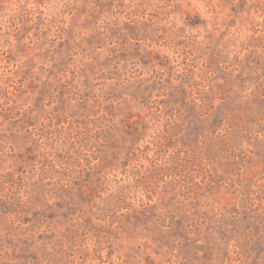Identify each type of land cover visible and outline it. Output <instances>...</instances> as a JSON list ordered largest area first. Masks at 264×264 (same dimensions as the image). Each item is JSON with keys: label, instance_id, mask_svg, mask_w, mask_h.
Listing matches in <instances>:
<instances>
[{"label": "rangeland", "instance_id": "rangeland-1", "mask_svg": "<svg viewBox=\"0 0 264 264\" xmlns=\"http://www.w3.org/2000/svg\"><path fill=\"white\" fill-rule=\"evenodd\" d=\"M0 264H264V0H0Z\"/></svg>", "mask_w": 264, "mask_h": 264}]
</instances>
